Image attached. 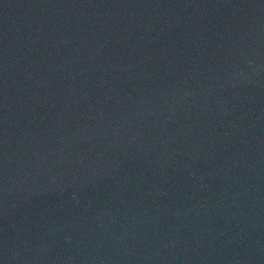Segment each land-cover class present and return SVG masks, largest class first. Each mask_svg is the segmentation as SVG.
Segmentation results:
<instances>
[{
  "label": "water",
  "instance_id": "water-1",
  "mask_svg": "<svg viewBox=\"0 0 264 264\" xmlns=\"http://www.w3.org/2000/svg\"><path fill=\"white\" fill-rule=\"evenodd\" d=\"M0 264H264V0H0Z\"/></svg>",
  "mask_w": 264,
  "mask_h": 264
}]
</instances>
